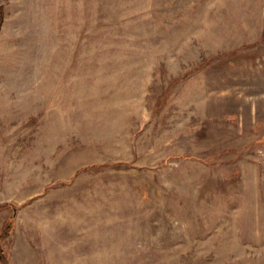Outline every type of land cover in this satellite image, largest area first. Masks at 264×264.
I'll use <instances>...</instances> for the list:
<instances>
[{
  "label": "rangeland",
  "instance_id": "rangeland-1",
  "mask_svg": "<svg viewBox=\"0 0 264 264\" xmlns=\"http://www.w3.org/2000/svg\"><path fill=\"white\" fill-rule=\"evenodd\" d=\"M0 9L6 264H264V0Z\"/></svg>",
  "mask_w": 264,
  "mask_h": 264
},
{
  "label": "trees",
  "instance_id": "trees-1",
  "mask_svg": "<svg viewBox=\"0 0 264 264\" xmlns=\"http://www.w3.org/2000/svg\"><path fill=\"white\" fill-rule=\"evenodd\" d=\"M2 17V12L0 9V21ZM0 207H10L11 208V214L5 223L4 227L0 231V261H2V264L7 263V258L4 256L3 249L1 248V240H3L5 237H7L14 228V217H15V207H12V204L10 203H5V204H0Z\"/></svg>",
  "mask_w": 264,
  "mask_h": 264
}]
</instances>
